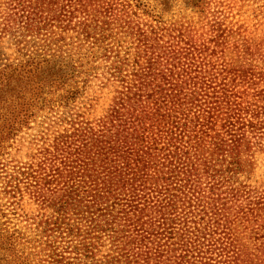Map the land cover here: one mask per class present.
Masks as SVG:
<instances>
[{"label": "trees", "instance_id": "trees-1", "mask_svg": "<svg viewBox=\"0 0 264 264\" xmlns=\"http://www.w3.org/2000/svg\"><path fill=\"white\" fill-rule=\"evenodd\" d=\"M241 1L0 0V264H264Z\"/></svg>", "mask_w": 264, "mask_h": 264}, {"label": "rangeland", "instance_id": "rangeland-1", "mask_svg": "<svg viewBox=\"0 0 264 264\" xmlns=\"http://www.w3.org/2000/svg\"><path fill=\"white\" fill-rule=\"evenodd\" d=\"M245 1L244 8L242 9V13L238 15V17H242L241 19L251 28L257 25H262V29L264 31V0H242ZM238 13V12H236ZM5 53L7 55H12L10 58H14V50L11 47L10 42L6 39L4 40ZM28 144V143H27ZM17 151L19 155V161L21 162V135L14 142V148L11 149V152ZM26 153V150L23 151V154ZM19 213L16 214L13 223H18L21 227V205L19 206Z\"/></svg>", "mask_w": 264, "mask_h": 264}]
</instances>
